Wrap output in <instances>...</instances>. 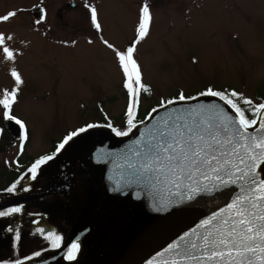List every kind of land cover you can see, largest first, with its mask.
I'll return each mask as SVG.
<instances>
[{
    "label": "rangeland",
    "instance_id": "374dc122",
    "mask_svg": "<svg viewBox=\"0 0 264 264\" xmlns=\"http://www.w3.org/2000/svg\"><path fill=\"white\" fill-rule=\"evenodd\" d=\"M87 3L97 9L100 31L91 24L85 0H0V16L17 12L0 22V32L13 36L7 44L16 52L15 61L0 54V98L4 89L15 87L10 75L15 67L24 83L12 108L30 137L20 164L32 163L27 154L40 155L76 124L93 119L122 127L128 99L124 75L101 37L122 51L132 45L144 3L150 5L152 20L134 58L150 91L141 94L138 118L161 98L178 97L181 91L190 96L208 87L235 90L253 105L264 101V0ZM38 6L46 13L40 24L35 23L40 15L32 11ZM242 107L252 112L250 106ZM0 143L1 162L8 144L4 138Z\"/></svg>",
    "mask_w": 264,
    "mask_h": 264
},
{
    "label": "snow or ice",
    "instance_id": "6c2138e0",
    "mask_svg": "<svg viewBox=\"0 0 264 264\" xmlns=\"http://www.w3.org/2000/svg\"><path fill=\"white\" fill-rule=\"evenodd\" d=\"M85 6L90 8L91 24L100 31L96 7L88 5L87 0ZM16 15V11H10L0 16V22H8ZM45 19L46 13L41 9V15L35 23L40 24ZM151 20L150 5L144 3L140 9L136 39L126 50L116 49L101 37L103 43L115 52L124 75L123 86L128 94L124 112L126 130L114 128L111 122L106 126L117 136H128L138 124L145 125L140 138L134 141L135 147L130 150L132 158L128 163V167L133 170L132 175L138 180L153 186L155 183L169 185L181 195V189H187L190 193L187 199H192L199 191L210 190L209 185L218 190L229 187L237 189L225 207L202 221L200 226L204 232L196 234V240L185 241V237H181L183 250L180 244L169 246L178 257L171 264H180L181 260L197 261L198 264H204L205 261L215 264H264V103L253 105L251 99L235 90L218 91L208 87L199 95L218 98L231 109V113L217 104L173 108L169 111L168 106L178 101L196 98L186 96L181 91L178 97L167 100L161 98L144 120H138L141 93L149 92L150 88L143 83L141 68L134 53L136 45L149 34ZM11 40L13 36L0 32V54L6 61L16 59V52L7 44ZM10 75L14 78L15 87L11 91L3 90L0 111L3 112V119L14 121L24 130V122L11 114L24 81L15 67L10 70ZM242 104L251 107L252 118H249ZM159 109H165V114L159 115ZM153 113L157 116H153ZM152 120H155L154 124ZM97 126L88 124L69 133L52 155L36 159L28 169L31 179L35 180L41 166L52 160L73 137ZM2 131L0 129V133ZM27 139L25 130L21 136V152L24 150L23 141ZM24 179L26 176L22 175L6 191L14 193ZM23 190L28 191L29 188L24 187ZM21 211L22 206L9 207L0 210V217H9ZM8 231L14 230L9 227ZM36 231L51 240L53 248L60 247L61 237L58 234L53 231L45 233V229L39 227ZM20 239V231L16 229L15 241L19 242ZM78 250L79 244L74 242L66 253V259L74 260ZM34 255L39 256L40 252ZM15 264L22 262L17 260Z\"/></svg>",
    "mask_w": 264,
    "mask_h": 264
},
{
    "label": "water",
    "instance_id": "95a60500",
    "mask_svg": "<svg viewBox=\"0 0 264 264\" xmlns=\"http://www.w3.org/2000/svg\"><path fill=\"white\" fill-rule=\"evenodd\" d=\"M41 9L33 12L41 15ZM191 97L196 98L178 101L168 110L217 104L231 113L216 97ZM164 114L165 109H159V115ZM8 125L16 135L18 129L12 122ZM144 129L145 125L138 124L128 136H117L100 124L73 137L54 156L45 167L50 188L43 192L54 195L44 210L58 212L68 228L60 247L21 260L22 264H171L178 257L170 245L180 244L183 250L181 237L196 240V234L204 232L202 221L225 207L237 189L218 190L209 185L210 190L187 199V189H181V195L169 185L153 186L136 179L128 167L130 150ZM31 197L1 203L0 208ZM74 242L79 250L69 261L66 253ZM180 264L198 262L181 260Z\"/></svg>",
    "mask_w": 264,
    "mask_h": 264
},
{
    "label": "flooded vegetation",
    "instance_id": "af4514ba",
    "mask_svg": "<svg viewBox=\"0 0 264 264\" xmlns=\"http://www.w3.org/2000/svg\"><path fill=\"white\" fill-rule=\"evenodd\" d=\"M71 4H74V2H71ZM33 15L35 16L39 14H35V12H33ZM11 114L23 121L21 116L13 111V108ZM9 122H12L18 129L16 135H14L9 128ZM81 126L82 124H76L74 127L67 128L64 132V137L73 131H77L81 128ZM0 129H3L2 133H0V140L4 138V141L8 144H3L7 145L6 149H8V151H4V155L6 157L0 162V204L13 200H19L24 197L34 196L28 198L27 200L0 208V210H7L9 207L22 206V211L20 213L13 214L9 217H0V264H7L16 262L17 260H24L26 257H33L35 256V252L41 253L43 251L53 249L51 246V240L46 239L44 235H41L36 231L38 227L44 228L45 233L53 231L58 234L61 237V244L68 225L64 222L63 217L58 212L53 210H44L46 209L44 207L45 203L54 195V192H50L48 194L43 193L50 188V182L48 181L45 167L52 160L41 166L37 172L35 180H32L30 174L28 173V169L31 167L32 163H34L35 160L41 156L52 155L55 152L56 147L59 143H61V140L58 138L53 140L49 148L40 155H33L30 153L27 154V156L31 158L32 163L28 162L25 165L20 164L19 159L24 156V150L23 152L20 151V144L22 142L21 136L25 130L27 131V129L22 130L14 121H7L3 119L2 111H0ZM27 134L28 139L23 141L24 149L30 139L28 131ZM16 141L17 144L15 148ZM13 150H15V152L10 154V151ZM7 152L9 153L6 154ZM22 175L26 176V179L21 181L17 190L14 193L7 192L6 189ZM24 187H28L29 190L24 191ZM9 227L13 228L14 231L9 232ZM16 229H19L21 235L19 242L15 241Z\"/></svg>",
    "mask_w": 264,
    "mask_h": 264
},
{
    "label": "trees",
    "instance_id": "16d2710c",
    "mask_svg": "<svg viewBox=\"0 0 264 264\" xmlns=\"http://www.w3.org/2000/svg\"><path fill=\"white\" fill-rule=\"evenodd\" d=\"M126 110V109H125ZM125 110H124V112H125ZM124 112H123V116H124ZM249 115V114H248ZM142 116H144V113H143V115ZM141 116V117H142ZM140 117V118H141ZM249 118H252V112L250 113V115H249ZM118 128L117 129H120V130H126V123H125V120H124V122H123V125H122V127H119V126H117ZM116 128V127H115Z\"/></svg>",
    "mask_w": 264,
    "mask_h": 264
}]
</instances>
